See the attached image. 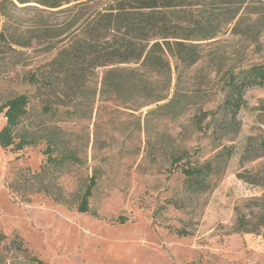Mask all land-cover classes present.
<instances>
[{"label":"rangeland","instance_id":"1","mask_svg":"<svg viewBox=\"0 0 264 264\" xmlns=\"http://www.w3.org/2000/svg\"><path fill=\"white\" fill-rule=\"evenodd\" d=\"M63 2L0 0V105L28 97L15 141H33L0 145V264H264V88L246 89L235 121L224 108L230 76L264 67V0H193L195 48L55 96L29 76L113 0ZM112 68L121 92L104 94ZM50 139L65 165L48 163ZM207 163L211 187L195 192L182 168Z\"/></svg>","mask_w":264,"mask_h":264},{"label":"trees","instance_id":"2","mask_svg":"<svg viewBox=\"0 0 264 264\" xmlns=\"http://www.w3.org/2000/svg\"><path fill=\"white\" fill-rule=\"evenodd\" d=\"M14 7L16 4L36 3L40 6L55 9L63 5V0H6ZM193 0H113L102 11L88 17L67 39L58 54L46 64L47 72H34L28 81L48 90L52 95L65 92H82L85 84L95 75L96 70L117 65L141 63L145 68L165 67L164 54L180 47L182 50L195 48L187 43L193 41V35L198 29L184 14L194 6ZM70 3L69 1H66ZM190 44V45H187ZM183 63L186 59L180 58ZM124 70L110 69L103 79L102 93H120V81ZM134 75V72H130ZM231 94L224 103V108L235 121L241 108L246 104L244 93L253 87L264 88V67H254L239 75H231L229 79ZM28 97L18 96L0 105V115L5 111L6 126L0 132V145L3 149L16 146L23 149L32 144V140L21 136L16 143L15 130L26 116ZM56 103L45 105L50 110ZM258 110L264 113V99L258 105ZM55 137V136H53ZM17 138V137H16ZM58 149L55 139H50L46 150L48 163L52 166L65 165L68 153L53 157ZM76 159L75 152L69 154ZM214 172L211 163L204 166L190 165L182 168V173L190 181L195 192L207 191L211 185L209 177ZM96 178L92 177L86 188L82 203L78 207L80 213L90 211L89 198L93 194ZM125 222L124 218H120ZM4 236L0 238L3 241ZM38 264H43L39 262Z\"/></svg>","mask_w":264,"mask_h":264}]
</instances>
